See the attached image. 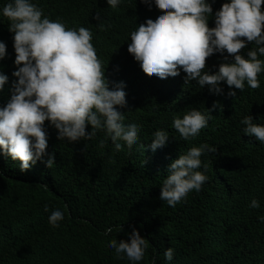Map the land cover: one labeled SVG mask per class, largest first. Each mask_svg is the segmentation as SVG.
Returning a JSON list of instances; mask_svg holds the SVG:
<instances>
[{"label": "trees", "instance_id": "1", "mask_svg": "<svg viewBox=\"0 0 264 264\" xmlns=\"http://www.w3.org/2000/svg\"><path fill=\"white\" fill-rule=\"evenodd\" d=\"M5 2L0 0V6ZM34 2L52 20L91 29L110 87L125 82L128 104L121 110L126 123L141 126L140 140L131 149L125 143L122 150L114 148L104 131L88 141H60L58 130L46 121L48 152H55L51 168L46 156L21 172L17 161L0 152V264H131L115 259L108 242L129 239L133 225L149 241L138 264H264V223L258 219L264 215V143L243 133L241 124L246 115L264 123V73L258 75L259 88L246 84L235 96L227 94L226 84L224 94L215 95L195 81L186 83L183 71L161 79L145 72L128 50L130 33L162 11L154 2L149 7L144 0H122L116 8L107 0ZM224 2L212 0L213 11ZM209 26H215L214 18ZM0 40L8 53L0 60V71L9 76L0 91L4 105L17 79V65L13 33L3 17ZM241 51L246 54L247 49ZM223 62V55L215 53L206 66L214 72ZM216 102L207 127L192 140L179 139L174 117L191 108L207 112ZM158 129L170 137L153 151L148 145ZM204 143L217 149L202 155L208 167L201 170L208 180L200 191L169 206L160 198L168 165L191 146ZM254 197L261 208L249 207ZM55 208L65 212L58 228L48 223ZM107 227L113 231L105 235ZM168 247L175 249L171 262L164 257Z\"/></svg>", "mask_w": 264, "mask_h": 264}, {"label": "clouds", "instance_id": "2", "mask_svg": "<svg viewBox=\"0 0 264 264\" xmlns=\"http://www.w3.org/2000/svg\"><path fill=\"white\" fill-rule=\"evenodd\" d=\"M153 2L162 11L140 23L130 33L128 45L145 72L166 79L183 71L186 83L195 81L215 95L224 94V84L230 96H235L237 89L242 91L246 84L260 87L258 75L264 73V0H225L215 12L212 0H144L149 7ZM121 3L122 0H107L112 8ZM0 17L7 19L13 33L17 65L10 99L0 105V152L17 161L21 172H27L46 156L48 167L55 162V152H48L46 121L58 130L60 141H88L98 131H104L114 148L122 150L125 143L131 149L140 140L141 126L136 121L126 123L121 110L128 104L125 82L110 87L92 43L91 29L70 28L61 18L50 19L34 0H6L0 6ZM212 18L214 27L209 26ZM96 19H101L99 12ZM249 44L253 47L249 48ZM242 49H247L246 54ZM215 53L223 55L225 62L213 72L207 68L206 60ZM7 54V44L0 40V60ZM8 81L9 76L0 71V91ZM217 106L218 102L207 112L191 108L182 117L176 115L172 127L179 139L197 137ZM241 124L243 133L264 143V123L246 115ZM152 136L148 147L153 151L165 146L170 137L163 129ZM210 151L217 149L206 143L191 146L172 160L161 185L160 198L164 202L175 207L193 190H201L208 180L206 171L201 170L208 167L202 155ZM249 207L261 208L260 200L254 197ZM64 218L65 212L55 208L48 223L58 228ZM258 219L264 223V215ZM112 231L107 227L104 234ZM128 236L129 239H111L108 246L114 249L115 259L138 264L145 258L149 241L134 225ZM164 257L173 261L175 249L168 247Z\"/></svg>", "mask_w": 264, "mask_h": 264}]
</instances>
